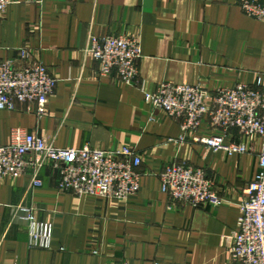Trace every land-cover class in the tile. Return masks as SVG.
<instances>
[{"label": "crops", "instance_id": "1", "mask_svg": "<svg viewBox=\"0 0 264 264\" xmlns=\"http://www.w3.org/2000/svg\"><path fill=\"white\" fill-rule=\"evenodd\" d=\"M9 1L0 16V61L26 49L29 61L46 65L57 82L45 115L20 101L0 110V143L21 128L59 148L112 151L127 144L141 163L138 192L125 201L61 191L59 170L49 165L0 177V264H234L228 250L243 191L258 170V140L234 129L226 141L251 150L213 152L184 133L182 119L150 105L144 91L164 81L214 92L264 79V20L245 14L242 0ZM107 35L137 42L135 83L100 75L86 54L92 36ZM209 132L203 120L195 135ZM174 162L203 169L222 203L172 202L159 174ZM35 176L40 186L32 185ZM19 206L52 223L49 249L28 246Z\"/></svg>", "mask_w": 264, "mask_h": 264}, {"label": "built area", "instance_id": "2", "mask_svg": "<svg viewBox=\"0 0 264 264\" xmlns=\"http://www.w3.org/2000/svg\"><path fill=\"white\" fill-rule=\"evenodd\" d=\"M9 2L0 0V16ZM240 5L248 16L264 20V0H242ZM86 52L98 63L100 75H116L125 84L136 82L140 49L134 39L125 35L92 36ZM29 58V52L21 48L17 59L0 61V110L12 109L14 101H20L35 103L39 116L47 113L46 104L57 79L46 65L30 62ZM144 96L154 108L182 119L184 133L213 152L232 155L251 150L244 142L226 141L234 129L249 141L258 140V170L243 191L228 251L234 264H264V79L258 77L252 85L237 83L214 92L199 84L164 81L154 90L144 91ZM203 120L210 132L195 135ZM140 163V153L127 144L112 151L90 146L59 148L21 128L11 129L8 142L0 143V177H18L28 166L38 172L49 165L59 170L58 189L77 196L128 200L139 189ZM159 179L161 191L172 202L204 207L223 201L207 173L186 162L167 164ZM41 184L35 176L32 185ZM17 216L28 223L30 248L51 247V222L39 220L31 208L23 206L17 207Z\"/></svg>", "mask_w": 264, "mask_h": 264}]
</instances>
